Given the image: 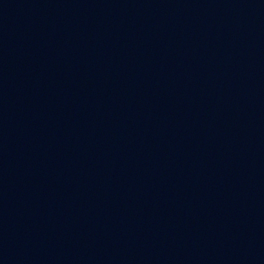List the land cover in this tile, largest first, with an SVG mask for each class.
Wrapping results in <instances>:
<instances>
[{"label":"water","instance_id":"obj_1","mask_svg":"<svg viewBox=\"0 0 264 264\" xmlns=\"http://www.w3.org/2000/svg\"><path fill=\"white\" fill-rule=\"evenodd\" d=\"M0 264H264V0H0Z\"/></svg>","mask_w":264,"mask_h":264}]
</instances>
